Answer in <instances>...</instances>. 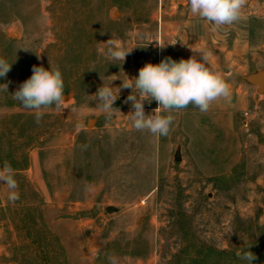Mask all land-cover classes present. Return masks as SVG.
Returning <instances> with one entry per match:
<instances>
[{"label":"rangeland","instance_id":"374dc122","mask_svg":"<svg viewBox=\"0 0 264 264\" xmlns=\"http://www.w3.org/2000/svg\"><path fill=\"white\" fill-rule=\"evenodd\" d=\"M111 37L134 47L124 62L107 56ZM219 43L224 62L209 67L230 95L172 112L167 136L133 127L131 89L111 119L97 107L103 83ZM0 57L13 63L0 77V164L19 185L12 203L0 184V264H108V252L119 264H222L208 248L248 245L264 264V94L244 79L264 71V0L219 28L188 0H0ZM49 61L71 96L37 124L12 93ZM156 107L144 101L146 114Z\"/></svg>","mask_w":264,"mask_h":264},{"label":"clouds","instance_id":"9594fccd","mask_svg":"<svg viewBox=\"0 0 264 264\" xmlns=\"http://www.w3.org/2000/svg\"><path fill=\"white\" fill-rule=\"evenodd\" d=\"M188 4L194 16L219 28L240 20L247 0H188ZM156 42L161 50L167 46ZM104 44L108 45L107 56L122 62L134 48L125 49L112 37ZM199 57L198 59L193 55L179 61L165 57L158 64L146 63L139 69L138 76L131 79L127 77L119 87L112 86L114 80L107 85L103 83L93 98L105 118L111 119L117 109L113 105L119 98L121 89H131L124 102L130 103L133 109L129 113L133 127L138 131L147 130L153 135L167 136L174 120L172 112L186 109L189 105L195 106L202 113L207 112L213 101L230 95V85L220 73L208 67L209 54L202 52ZM49 63V69L33 65L32 75L12 93L14 100L19 101L24 108L33 110L37 124L48 109L55 106L59 111L69 100L65 99L62 72L58 66H53L50 61ZM12 64L0 57V77L9 73ZM5 90H8L7 85ZM145 100H155L158 103L151 114L145 113ZM162 112L167 114L162 115ZM0 184L7 186L9 202L14 203L19 199L15 170L7 160L0 164ZM250 247L248 245L246 250L241 249L235 253L238 259L247 261L248 264H252L257 258L249 250ZM105 256L108 264H119L115 253L108 252Z\"/></svg>","mask_w":264,"mask_h":264},{"label":"water","instance_id":"95a60500","mask_svg":"<svg viewBox=\"0 0 264 264\" xmlns=\"http://www.w3.org/2000/svg\"><path fill=\"white\" fill-rule=\"evenodd\" d=\"M15 34V33H13ZM244 79L257 87L258 89V92L260 94H264V71H258V72H255V73H251V74H246L244 76ZM71 96V94H68L67 96H65V99L69 98ZM123 100L124 98H120L119 101L115 102L114 103V106L116 107H121L123 105ZM95 122L94 119H89L88 120V126H90L91 124H93ZM175 160L176 161H180L181 160V157H180V149L177 150L176 154H175ZM108 212H112L115 210V208L113 207H109L108 209Z\"/></svg>","mask_w":264,"mask_h":264},{"label":"crops","instance_id":"0c3cea01","mask_svg":"<svg viewBox=\"0 0 264 264\" xmlns=\"http://www.w3.org/2000/svg\"><path fill=\"white\" fill-rule=\"evenodd\" d=\"M209 54V61H208V67H217L220 66L221 63L224 62L223 54L221 51L225 52V49L223 48V45L219 43L218 45H209L206 49ZM197 58L199 59V54H195Z\"/></svg>","mask_w":264,"mask_h":264},{"label":"trees","instance_id":"16d2710c","mask_svg":"<svg viewBox=\"0 0 264 264\" xmlns=\"http://www.w3.org/2000/svg\"><path fill=\"white\" fill-rule=\"evenodd\" d=\"M207 258L208 257H214V258H219V259H224V262L222 264H241V260L237 258V256L234 253L230 252H224V251H218L212 248L207 249Z\"/></svg>","mask_w":264,"mask_h":264}]
</instances>
